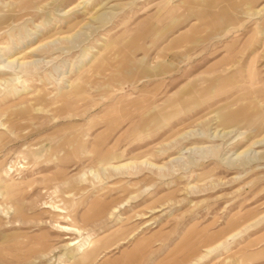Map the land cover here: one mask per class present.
I'll use <instances>...</instances> for the list:
<instances>
[{"label": "rangeland", "instance_id": "obj_1", "mask_svg": "<svg viewBox=\"0 0 264 264\" xmlns=\"http://www.w3.org/2000/svg\"><path fill=\"white\" fill-rule=\"evenodd\" d=\"M207 1L0 0V264H264V0Z\"/></svg>", "mask_w": 264, "mask_h": 264}, {"label": "bare ground", "instance_id": "obj_2", "mask_svg": "<svg viewBox=\"0 0 264 264\" xmlns=\"http://www.w3.org/2000/svg\"><path fill=\"white\" fill-rule=\"evenodd\" d=\"M100 64H101V62H100ZM107 165H109L108 167L109 168L111 167V169H113V170L123 167V165L113 166V165H111V163L105 162V163L101 164V166H102L101 168H104ZM105 169L106 168H104V171H105ZM45 208L50 209L59 218H62V219L72 218V214H70V211L68 210L67 206L61 207V206H58L54 203H49L48 205H46ZM55 227L57 228V231L60 233L69 234V235L80 234V229L73 227V226H65V225L56 224ZM121 232L122 231H120V229H119V230L115 231L113 233V235H110L109 237H106V238L94 239L93 237H86V238L80 239V240L71 239L70 241H68L65 244V247H67L69 249L70 248L75 249L74 251L72 250V254L68 257L69 264H92L93 261L99 257L101 251H104L107 249V247H106L107 240L106 239L115 238L116 236H119L121 234ZM137 246H135L134 249H138Z\"/></svg>", "mask_w": 264, "mask_h": 264}, {"label": "crops", "instance_id": "obj_3", "mask_svg": "<svg viewBox=\"0 0 264 264\" xmlns=\"http://www.w3.org/2000/svg\"><path fill=\"white\" fill-rule=\"evenodd\" d=\"M219 0H208L206 3L207 4H209V5H216L217 4V2H218ZM211 18H212V21H213V26L214 27H216V26H218V25H220L221 24V22H223L225 19H226V17H224V15H222V14H215V13H213L212 12V16H211ZM252 62V68H253V80H249V78H248V75H247V79L245 80L246 81V83H250V84H253V83H259V81L258 80H256V72H255V67H254V65H255V60H253V58H251L250 60H248V63H247V65H246V74H247V68H248V66H249V64ZM235 75H234V73H232L231 75H230V77L232 78V79H230V81L231 82H238V79H236L235 77H234ZM262 82H263V80H262Z\"/></svg>", "mask_w": 264, "mask_h": 264}]
</instances>
